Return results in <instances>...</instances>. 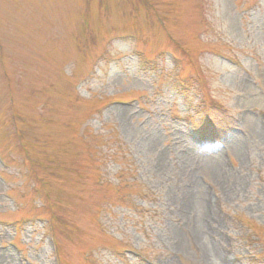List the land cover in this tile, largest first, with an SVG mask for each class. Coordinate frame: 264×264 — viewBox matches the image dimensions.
Wrapping results in <instances>:
<instances>
[{
	"label": "rangeland",
	"instance_id": "374dc122",
	"mask_svg": "<svg viewBox=\"0 0 264 264\" xmlns=\"http://www.w3.org/2000/svg\"><path fill=\"white\" fill-rule=\"evenodd\" d=\"M6 257L264 264V0H0Z\"/></svg>",
	"mask_w": 264,
	"mask_h": 264
},
{
	"label": "bare ground",
	"instance_id": "6f19581e",
	"mask_svg": "<svg viewBox=\"0 0 264 264\" xmlns=\"http://www.w3.org/2000/svg\"><path fill=\"white\" fill-rule=\"evenodd\" d=\"M120 113L123 114V117L127 115V111H122V110H121ZM258 130H259V132H260V134H261V127H259ZM190 159H191V158H190ZM211 165H212V167H213L214 169H215V167H216L217 170H218L219 164H217L216 161H212V162H211ZM198 199H199V201H196V206H197L198 211H199V213H198V214H199V217H201L200 220H201L202 224H203V221H204V224H205V225H206V224H209V223L212 221L213 217H212L211 212L209 211V208H208V205H207V200H206V198L203 197L202 194L199 195ZM200 220H199V222H198V224H199V226H200V228H199L200 236H201V234H202V237H203V236L205 237V236H206L205 234H206V233L208 234V233H209V232H208L209 230H208L207 227L201 225ZM206 226H207V225H206ZM213 255H214L215 257H217V254L214 253V252H213ZM9 261H10V260H8V258L6 257L4 262H5L6 264H8Z\"/></svg>",
	"mask_w": 264,
	"mask_h": 264
}]
</instances>
